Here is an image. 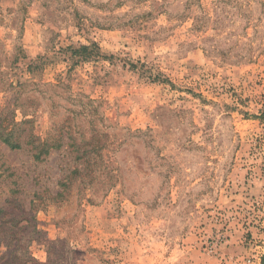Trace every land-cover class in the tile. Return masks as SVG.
<instances>
[{"label":"rangeland","instance_id":"374dc122","mask_svg":"<svg viewBox=\"0 0 264 264\" xmlns=\"http://www.w3.org/2000/svg\"><path fill=\"white\" fill-rule=\"evenodd\" d=\"M32 200L41 263L264 264V0H0V207Z\"/></svg>","mask_w":264,"mask_h":264},{"label":"trees","instance_id":"16d2710c","mask_svg":"<svg viewBox=\"0 0 264 264\" xmlns=\"http://www.w3.org/2000/svg\"><path fill=\"white\" fill-rule=\"evenodd\" d=\"M3 142L7 143L13 149L22 147L21 143H13L7 137L3 138ZM44 145L39 152L35 153L34 156L36 159H40L43 154L50 152L47 144ZM30 204L28 210L24 209L19 216H11L10 218L6 216L7 206L0 207V219H6L7 223H10H5V227H0V264H45L39 262L29 250V241L31 239L29 240L27 235L31 232L28 228L31 227V222L34 217H25L33 211L34 200ZM23 221L26 223L22 224Z\"/></svg>","mask_w":264,"mask_h":264}]
</instances>
